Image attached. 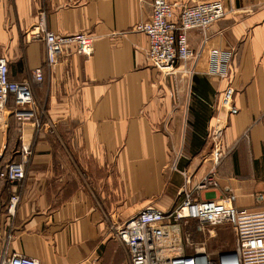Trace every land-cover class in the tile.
Wrapping results in <instances>:
<instances>
[{"label": "crops", "instance_id": "crops-1", "mask_svg": "<svg viewBox=\"0 0 264 264\" xmlns=\"http://www.w3.org/2000/svg\"><path fill=\"white\" fill-rule=\"evenodd\" d=\"M219 1L226 14L188 33L196 59L167 75L148 62L147 38L135 30L151 0H0V55L10 79L29 81L39 116L24 130L26 155L16 120L0 126V163L23 161L26 173L11 212L12 188L0 182V249L40 264H129L117 227L145 207H176L185 180L210 169L218 187L200 197L231 191L238 209L264 210V0ZM41 15L57 34L90 35L92 54L71 47L46 65L41 44L23 41ZM213 48L232 54L235 114L220 106L227 80L208 73ZM218 123L222 155L213 163ZM197 226H174L185 254L186 235L213 256L234 247L228 224Z\"/></svg>", "mask_w": 264, "mask_h": 264}, {"label": "built area", "instance_id": "built-area-1", "mask_svg": "<svg viewBox=\"0 0 264 264\" xmlns=\"http://www.w3.org/2000/svg\"><path fill=\"white\" fill-rule=\"evenodd\" d=\"M225 14L226 10L219 0L184 2L151 0L148 20L138 23L135 30L147 38L148 62L159 71L170 75L174 74L179 66L185 69L184 65L194 61L198 56L197 50L189 44V31L205 30ZM23 41L39 42L44 62L49 66L55 65L71 47L75 53L85 57L93 52V38L90 35L83 31L71 35L57 34L47 28L42 15L24 31ZM231 55L220 48L211 49L208 73L218 79L227 80L221 93L220 106L229 114H235L237 113L234 104L235 90L230 82ZM43 74L42 65L33 69L32 75L36 81H41ZM10 117H14L16 123L23 127L18 128L17 132L21 135V147L26 155L29 153L31 138L24 134V130L34 131L39 125L33 89L29 81H15L9 78L8 60L0 55V124L7 125ZM222 134L223 126L218 123L212 128L213 163H217L222 155ZM25 176L23 161L10 159L0 163V182L8 183L12 188L8 201L9 212L17 205L18 189ZM217 187L215 171L210 169L193 183L190 179L185 180L180 189L183 198L176 207L162 210L148 206L119 225L116 236L126 247L129 264H264V210L238 209L234 205L235 195L231 191L220 197H200L203 192ZM190 220L196 221L197 228L201 231L206 225L228 224L235 233L234 247L221 250L213 256L203 245H193L189 242L186 235L185 242L192 247V252L185 254L178 232L176 250H168L161 256L159 252L165 248L162 243L167 240L170 229L180 222ZM0 264L40 262L24 254L8 255L0 249Z\"/></svg>", "mask_w": 264, "mask_h": 264}, {"label": "rangeland", "instance_id": "rangeland-1", "mask_svg": "<svg viewBox=\"0 0 264 264\" xmlns=\"http://www.w3.org/2000/svg\"><path fill=\"white\" fill-rule=\"evenodd\" d=\"M163 73V72H162ZM170 75H173V74H170ZM15 119H14V117H10L9 118V122H10V124L9 125H11V123H12V121H14ZM8 122V123H9ZM20 123H16V125H15V130L17 131V129L18 128H20V129H23V127H22V125H19ZM0 126H5L3 123H1L0 124ZM19 126V127H18ZM18 133V132H17ZM19 136L21 137V135H19V134H16V137H15V140H16V143L17 142H19L20 141V138H19ZM18 161V160H17ZM204 196H207L206 194H204ZM167 242H169V240H166V241H164L162 244L165 246V247H170L169 245H167ZM195 245H197V244H195ZM176 248H177V246L174 244V240H173V242H172V246L170 247V250H176ZM190 249V248H189Z\"/></svg>", "mask_w": 264, "mask_h": 264}, {"label": "bare ground", "instance_id": "bare-ground-1", "mask_svg": "<svg viewBox=\"0 0 264 264\" xmlns=\"http://www.w3.org/2000/svg\"><path fill=\"white\" fill-rule=\"evenodd\" d=\"M167 240H169V242H167V245H171L172 246V242L174 240V244L178 245V231L177 228L174 227L173 230L170 231L169 236L167 237ZM170 251V247H165L164 250H162V252H159L161 256H164V253L167 251Z\"/></svg>", "mask_w": 264, "mask_h": 264}]
</instances>
